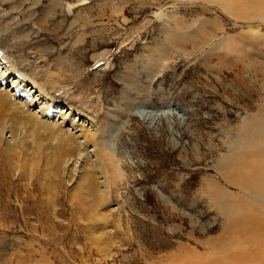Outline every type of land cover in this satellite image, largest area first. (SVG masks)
<instances>
[{"label": "rangeland", "instance_id": "obj_1", "mask_svg": "<svg viewBox=\"0 0 264 264\" xmlns=\"http://www.w3.org/2000/svg\"><path fill=\"white\" fill-rule=\"evenodd\" d=\"M0 50L123 174L55 215L2 165L0 264H264V0H0Z\"/></svg>", "mask_w": 264, "mask_h": 264}, {"label": "bare ground", "instance_id": "obj_2", "mask_svg": "<svg viewBox=\"0 0 264 264\" xmlns=\"http://www.w3.org/2000/svg\"><path fill=\"white\" fill-rule=\"evenodd\" d=\"M39 74L18 73L0 55L1 171L4 165L13 181L22 177L28 187L40 175L43 193L55 215L57 190L53 179L63 175L70 205H75L76 198L83 208L85 201H93L109 218L112 209H105L103 202L123 177L119 161L98 142V125L72 108L65 110L53 102L44 84L37 83ZM53 165L58 166L57 171ZM4 180L1 172L0 187ZM96 208L92 204L86 211L92 215Z\"/></svg>", "mask_w": 264, "mask_h": 264}]
</instances>
